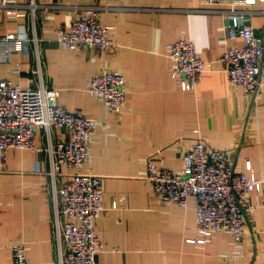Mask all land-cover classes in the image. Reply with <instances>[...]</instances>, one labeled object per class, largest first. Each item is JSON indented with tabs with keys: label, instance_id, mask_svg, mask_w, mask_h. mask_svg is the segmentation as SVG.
Returning <instances> with one entry per match:
<instances>
[{
	"label": "crops",
	"instance_id": "0c3cea01",
	"mask_svg": "<svg viewBox=\"0 0 264 264\" xmlns=\"http://www.w3.org/2000/svg\"><path fill=\"white\" fill-rule=\"evenodd\" d=\"M29 1L0 4V37L18 34L23 26L27 37L37 40L21 50L0 47V81L35 85L39 60L45 86L59 91V105L96 124L91 159L81 171L100 177L104 192L94 228L103 243L97 264H264V92L245 100L241 89L226 84L219 58L228 43L224 26L230 0H35L34 33ZM89 6L108 26L114 47L101 52L60 46L57 29L68 31ZM252 21L261 34L264 15L257 13ZM182 38L193 42L206 64L189 91L180 90L168 56V44ZM105 71L125 79L118 116L85 89L88 78ZM53 137L65 139V130ZM197 137L224 152L237 171L249 162L251 174L263 181L260 192L247 194V234L237 257L227 235L195 242L196 202L189 200L186 209L163 205L146 179L148 161L182 171L184 154ZM43 146L44 135L37 130L35 147ZM48 168L46 157L41 161L29 150L10 149L0 162V264H12V245H23L28 264H58ZM72 172L62 168L55 185Z\"/></svg>",
	"mask_w": 264,
	"mask_h": 264
},
{
	"label": "built area",
	"instance_id": "2783aa9c",
	"mask_svg": "<svg viewBox=\"0 0 264 264\" xmlns=\"http://www.w3.org/2000/svg\"><path fill=\"white\" fill-rule=\"evenodd\" d=\"M209 4L222 0H203ZM15 0H0V4H12ZM225 22L228 43L219 61L224 67L226 84L230 89H241L245 100L264 92V25L261 34L256 33L252 17L264 15V0H230ZM261 5V9H255ZM34 33L35 0L28 4ZM60 46L71 51L98 49L101 52L113 48L109 28L97 20V8L89 6L70 23L68 31L63 26L56 31ZM25 29L0 37V47L9 51L21 50L29 41ZM240 41L241 44H237ZM168 56L173 61V72L181 91L194 89L206 69L192 41L179 39L168 44ZM38 76L35 85L22 87L9 80L0 81V162L6 160L7 151L21 149L37 152L42 161H48L47 174L52 180L51 200L54 207L53 242L57 249L58 264H97L103 251V243L94 228L102 209L103 188L101 178L84 173L82 167L89 163L90 141L96 132V124L78 113L67 111L59 105V91L45 86L41 64L38 60ZM125 79L117 73L105 71L88 78L85 89L100 99L107 110L118 116L124 106ZM64 129L65 139L54 140L53 132ZM41 130L44 146L35 147V132ZM70 169L60 187L55 179L61 169ZM146 179L152 193L163 205L186 209L189 200L196 202L195 242L204 244L215 234L232 238L235 251L241 254L247 234L245 210L247 194L260 192L262 180L251 174L249 162L244 171L231 167L227 155L208 146L201 137L195 138L183 157L180 172L157 168L147 162ZM66 217L69 221L61 222ZM12 264H28L23 245L10 247Z\"/></svg>",
	"mask_w": 264,
	"mask_h": 264
}]
</instances>
